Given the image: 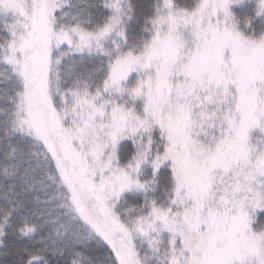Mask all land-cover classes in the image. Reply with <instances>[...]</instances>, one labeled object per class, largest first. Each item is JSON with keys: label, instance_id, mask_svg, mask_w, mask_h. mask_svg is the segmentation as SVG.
<instances>
[{"label": "snow or ice", "instance_id": "snow-or-ice-1", "mask_svg": "<svg viewBox=\"0 0 264 264\" xmlns=\"http://www.w3.org/2000/svg\"><path fill=\"white\" fill-rule=\"evenodd\" d=\"M0 264H264V0H0Z\"/></svg>", "mask_w": 264, "mask_h": 264}]
</instances>
